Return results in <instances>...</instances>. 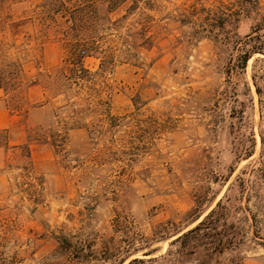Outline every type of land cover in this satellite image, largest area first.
Listing matches in <instances>:
<instances>
[{"label":"rangeland","instance_id":"374dc122","mask_svg":"<svg viewBox=\"0 0 264 264\" xmlns=\"http://www.w3.org/2000/svg\"><path fill=\"white\" fill-rule=\"evenodd\" d=\"M42 2L0 0V128L10 143L31 130L30 161L0 147V264L158 256L218 200V229H239L223 263L264 259V0L214 27L239 0L102 6L81 77L71 22Z\"/></svg>","mask_w":264,"mask_h":264},{"label":"trees","instance_id":"16d2710c","mask_svg":"<svg viewBox=\"0 0 264 264\" xmlns=\"http://www.w3.org/2000/svg\"><path fill=\"white\" fill-rule=\"evenodd\" d=\"M125 0H43L42 7H47L55 13H62L61 16L69 20L71 24L69 30L62 32L61 40L67 50L64 62L75 77H81L87 71L83 64L85 56L93 55L97 52V45L94 35L91 34L93 27L92 19L97 16L100 7L104 6V10L110 12L120 6ZM258 5V0H239L237 9L226 12L222 9L215 12L212 19L214 22L208 23L209 26H223L226 21L239 20L240 15L248 16L250 10ZM184 20V19H182ZM263 46H252L251 48H243L239 53L238 66L243 67L250 54L254 51H261ZM99 52V51H98ZM62 75V69L57 68ZM264 76V72H263ZM69 77V76H67ZM2 85L0 84V87ZM3 87V86H2ZM4 88V87H3ZM256 92H260V88L255 85ZM14 96V95H13ZM31 130L27 131V141L20 144L11 145L8 142L7 130L0 128V147L4 148H23L25 157L30 161V141ZM261 143H264V136H260ZM246 154H249L248 152ZM261 176L264 177V169L259 168ZM223 202L218 200L213 208H211L199 221L190 227L180 229L176 236L170 240L169 246L163 254L158 256L143 258L133 257L125 264H144L159 260L160 264H185L192 260L196 264H224L221 258L227 249H233L236 246L233 238L239 233V229L233 223L228 224V231L218 229V218L221 216V208ZM61 243H68L65 237L59 240ZM148 253V252H147ZM240 257L229 260L226 264H241Z\"/></svg>","mask_w":264,"mask_h":264},{"label":"crops","instance_id":"0c3cea01","mask_svg":"<svg viewBox=\"0 0 264 264\" xmlns=\"http://www.w3.org/2000/svg\"><path fill=\"white\" fill-rule=\"evenodd\" d=\"M10 128L11 127L9 125H6V127L4 128V129L7 130L9 144L14 145V144L24 143V142L27 141V140L26 141L24 140V141L19 142V143L18 142L17 143H10V140H9V134L11 132V129ZM29 149H30V152H31V143H29ZM243 264H264V259L262 257H258L257 256L255 258L245 259L244 262H243Z\"/></svg>","mask_w":264,"mask_h":264}]
</instances>
